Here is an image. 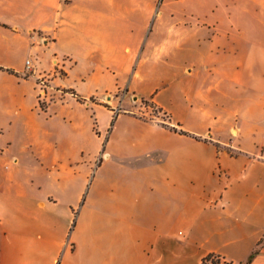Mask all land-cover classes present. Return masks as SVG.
<instances>
[{
	"label": "crops",
	"instance_id": "0c3cea01",
	"mask_svg": "<svg viewBox=\"0 0 264 264\" xmlns=\"http://www.w3.org/2000/svg\"><path fill=\"white\" fill-rule=\"evenodd\" d=\"M35 43L50 85L56 58L134 74L168 118L110 111L92 179L61 194L0 183V264H264V0H0V121L45 69Z\"/></svg>",
	"mask_w": 264,
	"mask_h": 264
},
{
	"label": "rangeland",
	"instance_id": "374dc122",
	"mask_svg": "<svg viewBox=\"0 0 264 264\" xmlns=\"http://www.w3.org/2000/svg\"><path fill=\"white\" fill-rule=\"evenodd\" d=\"M29 60L35 67L41 64L45 69L39 68L31 76L27 85L31 96L27 101L17 102L10 115L1 117L0 183L7 179L33 180L60 193V184H81L89 171L92 179L95 156L98 163L105 147V142L100 144L98 133L103 131L107 119L116 116L110 117V111L117 114L144 107L146 110L142 109L140 116L168 118L152 100L141 101L139 93L131 91L134 74L115 76L106 72L97 77L99 83L93 84L75 70L65 79L63 67L68 59L56 58L55 69L61 79L50 85L51 59L37 43ZM84 62L93 65L95 61ZM95 104L108 108V113L97 110Z\"/></svg>",
	"mask_w": 264,
	"mask_h": 264
},
{
	"label": "built area",
	"instance_id": "2783aa9c",
	"mask_svg": "<svg viewBox=\"0 0 264 264\" xmlns=\"http://www.w3.org/2000/svg\"><path fill=\"white\" fill-rule=\"evenodd\" d=\"M27 65L29 66L30 65V61H27ZM207 263L208 264H221V258L220 257H210L208 260H207Z\"/></svg>",
	"mask_w": 264,
	"mask_h": 264
},
{
	"label": "trees",
	"instance_id": "16d2710c",
	"mask_svg": "<svg viewBox=\"0 0 264 264\" xmlns=\"http://www.w3.org/2000/svg\"><path fill=\"white\" fill-rule=\"evenodd\" d=\"M77 98H78V100H81V98H80V97H78V95H77ZM173 130H174V131H176V132H180V133L186 134V132H184V131H182V130H181V131H178V130H177V129H175V128H174Z\"/></svg>",
	"mask_w": 264,
	"mask_h": 264
}]
</instances>
